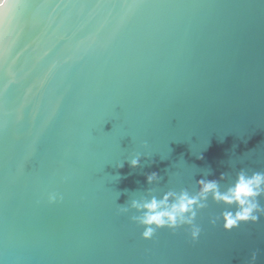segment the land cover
I'll list each match as a JSON object with an SVG mask.
<instances>
[{
	"label": "water",
	"instance_id": "1",
	"mask_svg": "<svg viewBox=\"0 0 264 264\" xmlns=\"http://www.w3.org/2000/svg\"><path fill=\"white\" fill-rule=\"evenodd\" d=\"M241 168L264 171V0L0 11V264H264V215L225 231L209 198L196 241L145 240L121 211L221 173L223 191Z\"/></svg>",
	"mask_w": 264,
	"mask_h": 264
},
{
	"label": "clouds",
	"instance_id": "2",
	"mask_svg": "<svg viewBox=\"0 0 264 264\" xmlns=\"http://www.w3.org/2000/svg\"><path fill=\"white\" fill-rule=\"evenodd\" d=\"M7 3L8 0H0V11ZM129 163L132 168L138 167L140 156H133ZM224 178L225 174L221 173L219 179H199L195 193H190L187 189L169 190L159 198L151 195L150 198L133 199L129 206L121 207V211L128 212L132 209L139 213L133 215L131 220L143 227L141 237L145 240L151 239L157 229L168 228L175 231L186 226L190 230L191 239L196 241L201 234V228L195 220L198 212L208 206L209 198L226 206L220 216L210 221L214 225L222 220L225 231H231L241 223L258 222L264 215V206L260 204V198L264 197V171H253L249 174L241 168L236 172L234 181L222 191L220 181ZM160 179L156 172L146 177L148 184L158 183ZM58 198V194L51 193L48 202L55 203ZM251 259L253 262L256 260L255 252Z\"/></svg>",
	"mask_w": 264,
	"mask_h": 264
}]
</instances>
